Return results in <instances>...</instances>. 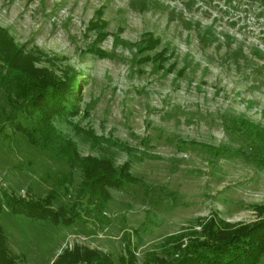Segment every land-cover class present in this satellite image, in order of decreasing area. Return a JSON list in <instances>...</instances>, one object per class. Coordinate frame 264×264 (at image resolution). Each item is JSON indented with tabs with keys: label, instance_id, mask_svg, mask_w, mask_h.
Returning <instances> with one entry per match:
<instances>
[{
	"label": "rangeland",
	"instance_id": "374dc122",
	"mask_svg": "<svg viewBox=\"0 0 264 264\" xmlns=\"http://www.w3.org/2000/svg\"><path fill=\"white\" fill-rule=\"evenodd\" d=\"M99 7L107 21L101 40L100 30L87 28ZM0 26L37 56L36 66L61 76L73 67L85 80L78 112L53 116L60 137L45 148L15 125L28 128L37 118L18 107L14 85L0 73V191L41 199L53 189V208H76L74 221L63 224L4 207L0 224L16 264H51L74 245L102 250L120 264L128 239L142 264L155 243L189 224L257 218L252 204H264L257 158L263 141L235 129L231 118L264 126V0H0ZM145 31L160 37L154 48H141ZM94 46L106 54L89 50ZM163 47L169 57L159 67L153 57ZM184 138L240 151L215 155L200 144L182 146ZM65 139L81 156L109 157L117 166L130 159L138 179L109 187L96 208L80 191L81 166L58 151Z\"/></svg>",
	"mask_w": 264,
	"mask_h": 264
},
{
	"label": "trees",
	"instance_id": "16d2710c",
	"mask_svg": "<svg viewBox=\"0 0 264 264\" xmlns=\"http://www.w3.org/2000/svg\"><path fill=\"white\" fill-rule=\"evenodd\" d=\"M96 17H91L87 28L100 30L98 39L107 34V21L103 18V8L95 10ZM144 48H154L160 37L151 31H145L139 40ZM162 48L154 55L161 62L169 55H165ZM89 50L99 55L106 53L98 46ZM37 56L24 52L21 46L14 42L13 36L5 27L0 26V73L8 75L15 88V95L19 98L18 107L37 118L34 125L28 128L15 125L23 130L28 140L42 147L55 148L54 144L60 137L53 123L54 115H73L78 112L80 87L85 80L79 70L70 67L69 72L56 74L47 66H36L33 60ZM144 59H151L145 56ZM175 62H170L167 70L172 71ZM177 73H183V67ZM233 126L239 131L254 136L263 143L258 145V161L264 164V126L249 121L247 118H231ZM88 138L98 140L99 136L90 128H78ZM179 144L198 145L218 155H232L239 153V149L229 146H215L195 139H181ZM117 146L128 150L131 146L124 142L113 140ZM178 144V145H179ZM68 164H79L83 171V180L80 191L89 199L95 200L96 208H100L109 198V187H121L128 182L137 180L131 171V160L126 159L120 165H114L109 157H98L78 153L73 140L65 139L60 150ZM144 153V152H143ZM149 155V154H148ZM70 172L64 174L68 177ZM57 189L56 187H54ZM56 191L50 190L43 198L34 199L13 194L5 189L0 191V212L7 207L12 213L23 214L32 218H45L55 223L68 224L75 219V204L70 208L71 213L64 207L53 208L50 203ZM257 218L247 222L231 223L223 218L211 216L201 220L200 228L189 224L182 229L167 234L164 239L155 243V247L146 252L142 264H258L264 254V204L254 203ZM75 208V209H74ZM156 248V249H155ZM134 247L128 239L124 244V252L119 256L120 264H137ZM17 257L11 254L6 244V235L0 224V264H16ZM109 253L96 248L74 245L73 248L59 253L51 264H112Z\"/></svg>",
	"mask_w": 264,
	"mask_h": 264
}]
</instances>
